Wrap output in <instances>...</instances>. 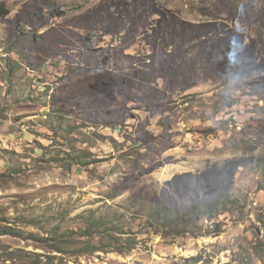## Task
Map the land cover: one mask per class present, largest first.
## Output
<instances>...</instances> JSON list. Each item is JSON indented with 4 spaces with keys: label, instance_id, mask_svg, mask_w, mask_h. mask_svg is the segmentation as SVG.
Instances as JSON below:
<instances>
[{
    "label": "rangeland",
    "instance_id": "1",
    "mask_svg": "<svg viewBox=\"0 0 264 264\" xmlns=\"http://www.w3.org/2000/svg\"><path fill=\"white\" fill-rule=\"evenodd\" d=\"M0 3V250L264 264V0Z\"/></svg>",
    "mask_w": 264,
    "mask_h": 264
},
{
    "label": "trees",
    "instance_id": "2",
    "mask_svg": "<svg viewBox=\"0 0 264 264\" xmlns=\"http://www.w3.org/2000/svg\"><path fill=\"white\" fill-rule=\"evenodd\" d=\"M9 14V11L6 10L4 3H0V18L5 17ZM114 83H107L106 81H101L99 83V89L103 91H111L112 89L114 90L115 88ZM113 92V91H112ZM70 165H79V163H76V161H71L69 163ZM199 207H193L191 210H189L188 214H194L195 211H199ZM155 212L153 216V220H155L154 224L150 225L151 228L159 229L160 224L158 223L160 217L165 218V219H170V220H176L181 216L180 213L177 211L171 210L167 208L166 206H156L154 211ZM167 232H173L172 229L174 228L171 224L167 225ZM220 231H217L214 236H218ZM0 236H14L16 237V233H14L11 229L9 228H3L0 230ZM67 238V237H64ZM68 240L70 238H67ZM60 241H62L60 238L54 239V242L56 246L54 247L57 252H61V249L59 246ZM36 242H41L42 244H48V242L45 239H37ZM124 244H128L125 242ZM92 247L91 249H93ZM133 247L128 246V250L132 249ZM0 264H52L51 259L48 256H43V255H38V254H29L25 253L23 251H9L7 249H1L0 250Z\"/></svg>",
    "mask_w": 264,
    "mask_h": 264
}]
</instances>
